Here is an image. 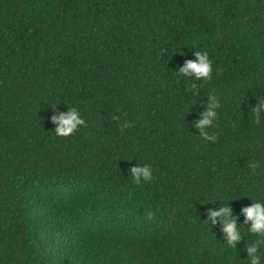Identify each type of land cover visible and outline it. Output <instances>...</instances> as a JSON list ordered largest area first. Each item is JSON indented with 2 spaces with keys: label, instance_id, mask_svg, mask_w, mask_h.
<instances>
[{
  "label": "trees",
  "instance_id": "trees-1",
  "mask_svg": "<svg viewBox=\"0 0 264 264\" xmlns=\"http://www.w3.org/2000/svg\"><path fill=\"white\" fill-rule=\"evenodd\" d=\"M196 51L210 81L177 74ZM259 99L264 0H0V264H249ZM69 107L87 126L57 137L51 117ZM144 165L153 179L136 185ZM222 203L241 227L235 249L204 222Z\"/></svg>",
  "mask_w": 264,
  "mask_h": 264
},
{
  "label": "clouds",
  "instance_id": "clouds-1",
  "mask_svg": "<svg viewBox=\"0 0 264 264\" xmlns=\"http://www.w3.org/2000/svg\"><path fill=\"white\" fill-rule=\"evenodd\" d=\"M196 61L187 60L185 64L179 68L177 72L179 77H186L187 80L195 81H210L213 75L212 62L209 59V55L206 51H196ZM192 92L194 95L199 94L198 86L195 82L186 89ZM220 101L217 95L213 92L209 94V102L207 103V111L202 113V119L196 122V127L202 132L206 126L215 127V121L217 119V109L220 108ZM252 117L256 124H260L262 113H264V99H259L257 106L251 109ZM112 119H118L113 116ZM53 124H56L54 134L57 137L66 138L74 135L80 126H87L86 121L81 118L80 112L77 107H69L66 113H60L59 115H53L51 117ZM133 125L127 120L119 128L123 132L127 128H131ZM205 141L214 142L217 139V134L205 133L203 136ZM249 167L253 172L256 171L258 164L251 163ZM132 173V180L136 185H141L142 181H151L153 179L152 170L150 166L144 165L140 167H133L130 169ZM214 202V201H213ZM242 213L245 217L244 224L250 225L247 228L248 233L253 236L259 237L251 244L246 245V251L250 258L249 264H261V257L258 255L261 246H264V203L259 201H253L251 206L244 207ZM207 220L205 223L210 226L216 225L218 222L222 223V231L224 233V240L228 247L235 249L237 243L240 242L243 237L238 226V217L233 216V210L229 204H223L218 209H209L207 212ZM151 213L148 214V219H151Z\"/></svg>",
  "mask_w": 264,
  "mask_h": 264
}]
</instances>
